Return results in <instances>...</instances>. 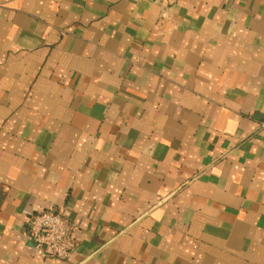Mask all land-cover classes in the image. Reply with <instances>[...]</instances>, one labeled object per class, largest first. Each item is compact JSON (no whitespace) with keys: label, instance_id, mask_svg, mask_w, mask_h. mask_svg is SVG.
Segmentation results:
<instances>
[{"label":"crops","instance_id":"obj_1","mask_svg":"<svg viewBox=\"0 0 264 264\" xmlns=\"http://www.w3.org/2000/svg\"><path fill=\"white\" fill-rule=\"evenodd\" d=\"M0 264H264V0H0Z\"/></svg>","mask_w":264,"mask_h":264},{"label":"built area","instance_id":"obj_2","mask_svg":"<svg viewBox=\"0 0 264 264\" xmlns=\"http://www.w3.org/2000/svg\"><path fill=\"white\" fill-rule=\"evenodd\" d=\"M75 233V226L62 212L39 211L28 220L29 240L44 261L68 260L77 246Z\"/></svg>","mask_w":264,"mask_h":264}]
</instances>
